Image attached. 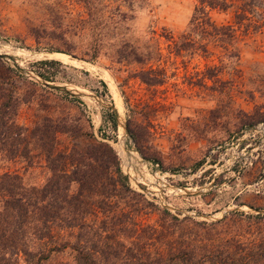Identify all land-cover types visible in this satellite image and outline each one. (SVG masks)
Listing matches in <instances>:
<instances>
[{"label": "rangeland", "instance_id": "374dc122", "mask_svg": "<svg viewBox=\"0 0 264 264\" xmlns=\"http://www.w3.org/2000/svg\"><path fill=\"white\" fill-rule=\"evenodd\" d=\"M93 4L88 16L82 0H0V55L15 60L0 59V179L16 176L30 203L24 235L0 233L1 264H25L11 241L36 253L30 264H73L68 248L37 261L78 230L56 221L51 241L37 237L39 208L55 207L48 192L36 200L52 175L43 149L98 142L115 152L134 194L85 195L84 244L99 236L98 246L119 242L163 261L188 244L256 242L264 236V0ZM118 13L126 17L113 28ZM122 43L139 61L117 59ZM66 185L68 198L77 185ZM6 198L0 192V211ZM108 256L106 264L122 262Z\"/></svg>", "mask_w": 264, "mask_h": 264}, {"label": "trees", "instance_id": "16d2710c", "mask_svg": "<svg viewBox=\"0 0 264 264\" xmlns=\"http://www.w3.org/2000/svg\"><path fill=\"white\" fill-rule=\"evenodd\" d=\"M94 0H82L88 16H92V7ZM129 0H122L127 2ZM220 7H224L223 2L218 3ZM126 17L124 13H118V20L112 22L113 28L122 22ZM119 22V23H118ZM100 45H95L94 49L98 50ZM117 59L137 60V55L131 49H128L126 43L119 45L115 50ZM42 64V62H40ZM138 78L145 83H153L152 78L144 77L143 73L137 74ZM105 87L104 84H102ZM112 118L111 124H115V111L111 108ZM6 111H1V116H5ZM56 130V129H55ZM134 141L138 136L133 132H129ZM43 136V133H41ZM45 159L52 171L51 178L42 187L40 194L36 197L37 201H43V193L48 192L52 196L51 204L55 207L52 210L39 208L40 228L38 229V239L45 238V241H51V226L56 221L63 222L67 228L78 229L73 237L74 242H63L49 246L45 254L37 252L39 257L37 261L47 259L49 254H58L63 252L65 248L69 249V255L73 264H106L108 255L114 258H120L122 262L119 264H264V236L260 237L256 242L244 246L237 242H224L221 245H186L179 249L173 257H168L163 261L161 259L147 260L150 254L146 250H140L136 247H126L116 242L114 246L97 245L101 242V237H97L95 241H90L88 245L84 244V224L82 216L84 213L85 195H97L99 198H109L112 195L119 194L121 191L133 195L134 192L129 190L126 185V178L121 174L118 168V160L112 148L104 143L98 142L94 145L86 147L83 151L76 149L74 146L68 152L53 153L50 149H43ZM141 155L154 162L149 152L141 150ZM73 166L69 174H64L62 167L64 165ZM67 183L74 182L77 185L76 192L67 198L65 192L69 188ZM21 186L17 183V177L3 176L0 179V192L6 195V199L2 203L0 211V233L8 232V236H12L14 240L21 238L25 233V223L27 215V207L30 204L28 198L21 192ZM101 202V200L99 201ZM98 202V203H99ZM96 203V202H95ZM61 204H70V211L61 212ZM42 209V210H41ZM264 217V216H262ZM261 217V218H262ZM205 225V224H204ZM11 227L9 230L7 227ZM16 235V238H15ZM83 239V240H82ZM109 239L108 236L104 240ZM89 242V240H88ZM9 250L17 249L24 256L25 264L32 263L33 253L25 247L23 242L15 244L13 241L7 244ZM144 260H143V259ZM1 264V262H0Z\"/></svg>", "mask_w": 264, "mask_h": 264}, {"label": "water", "instance_id": "95a60500", "mask_svg": "<svg viewBox=\"0 0 264 264\" xmlns=\"http://www.w3.org/2000/svg\"><path fill=\"white\" fill-rule=\"evenodd\" d=\"M0 59H8V60H11L12 62H15V60L11 57H7L6 55H0ZM16 70H18L19 72L23 71L21 68H19V66L17 65H13ZM43 85H45L47 88L51 89V90H54V91H62V92H67L66 89L62 88V87H59V86H53V85H49V84H46V83H43ZM114 109V108H113ZM115 111V109H114ZM115 115H116V112H115Z\"/></svg>", "mask_w": 264, "mask_h": 264}, {"label": "bare ground", "instance_id": "6f19581e", "mask_svg": "<svg viewBox=\"0 0 264 264\" xmlns=\"http://www.w3.org/2000/svg\"><path fill=\"white\" fill-rule=\"evenodd\" d=\"M7 56H9V55H7ZM125 145V141H123L122 142V146H124ZM125 150V149H124ZM127 153V152H126ZM127 154H129V153H127ZM131 154V153H130Z\"/></svg>", "mask_w": 264, "mask_h": 264}]
</instances>
